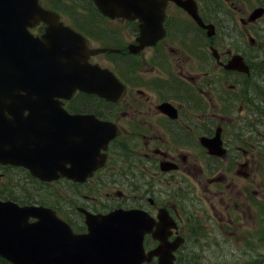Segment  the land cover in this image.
I'll return each mask as SVG.
<instances>
[{
	"label": "flooded vegetation",
	"instance_id": "af4514ba",
	"mask_svg": "<svg viewBox=\"0 0 264 264\" xmlns=\"http://www.w3.org/2000/svg\"><path fill=\"white\" fill-rule=\"evenodd\" d=\"M44 1L46 8L59 14L61 23L85 37L88 61L112 71L121 89L116 100L75 91L62 105L71 113L108 121L109 133H116L105 146L96 142L94 149L92 136L98 125L91 116H83L72 123L71 142L73 151L82 153L74 157L77 166L96 164L89 173L82 179L58 176L45 181L22 167L0 164V192L7 191L15 179L53 186L70 210L51 201L45 204L74 222L77 232L86 230L84 211L140 210L150 224L143 237L145 250L159 243L152 232L161 228L168 241L181 238L173 264H192L183 254L188 246L201 238L204 244L212 239L216 244L224 233L231 243L244 242L250 248L251 262L244 264H264V252L258 251L264 249V164L255 162L260 150L255 138L261 132L254 126L255 121H264V101H254L251 83L255 64H264V33H250V24L259 18L251 21L249 13L238 14L248 0H194L203 23L212 28L200 26L185 9L169 1L164 35L140 48L136 19L98 12L99 18L88 13L79 18L80 5L76 15L69 8L62 13L64 9L54 0ZM254 5L264 3L254 0ZM237 15L245 37L231 28ZM48 28L38 21L29 30L49 47L48 71L52 72L57 70L54 43L43 36L57 31ZM208 29L212 30L209 35ZM97 48L104 51L95 52ZM233 53L242 55L250 73L223 66ZM218 131L223 155L208 153L202 141ZM12 168L22 173L10 176ZM256 170L262 183L259 189L255 188ZM12 199L44 200L37 194ZM147 262H157V257Z\"/></svg>",
	"mask_w": 264,
	"mask_h": 264
},
{
	"label": "water",
	"instance_id": "95a60500",
	"mask_svg": "<svg viewBox=\"0 0 264 264\" xmlns=\"http://www.w3.org/2000/svg\"><path fill=\"white\" fill-rule=\"evenodd\" d=\"M173 1L202 24L192 0ZM93 2L109 17L124 16L140 21L138 48L162 36L161 22L168 0ZM263 11L264 8H255L251 18ZM55 18L56 15L42 8L38 0H0V162L25 166L33 175L43 179L55 177L58 171L74 178L75 171L69 145L72 115L62 113L68 117L62 119V127L54 134L45 128L49 121L47 115L50 114L46 108L51 105L54 95L69 96L80 87L111 97L107 83L112 78L116 80L106 69L81 62L85 60V39L74 32L69 38L74 45V66L57 74V83L63 91L57 92L46 84V78L39 69L45 48L40 46L41 42L29 33L27 27L40 19L51 22ZM55 26L58 25L52 24V27ZM64 32L59 38V43L63 45L66 38ZM59 50L65 54L67 47L62 46ZM226 66L247 71L239 56H233ZM113 92L119 93V89ZM101 132L107 134L104 129ZM95 139L103 141L101 133H96ZM207 146L215 150L214 153H219L216 145L208 143ZM63 162L70 163V166H63ZM29 217L37 219L29 222ZM86 223L88 231L76 235L49 209L18 206L0 200V255L15 264H141L143 259L153 255L158 256L157 264L172 263V250L177 242H161L145 255L142 236L148 228L135 210L88 215Z\"/></svg>",
	"mask_w": 264,
	"mask_h": 264
},
{
	"label": "rangeland",
	"instance_id": "374dc122",
	"mask_svg": "<svg viewBox=\"0 0 264 264\" xmlns=\"http://www.w3.org/2000/svg\"><path fill=\"white\" fill-rule=\"evenodd\" d=\"M261 3H264V0H259ZM88 0H61L57 1V3H60L61 7H63L64 10L68 11L69 9H74V7H80L82 8V14L78 15L77 12L74 11L76 15L79 16V18L84 17V14H89L90 10L88 9ZM250 3V4H249ZM246 6H243L241 9H244V11L238 12V14L244 15L246 13H249L255 6L254 0H248ZM93 18H95L93 15H91ZM238 15L236 16V22H234V25H232V29H235L240 35L241 29L244 30V27L242 24L238 22ZM64 18H66L64 16ZM262 29L261 33H264V14L259 17V19L250 24V29L253 31L250 32L257 36V34H260V30ZM220 34H222L220 32ZM231 34V33H230ZM245 37V34H242ZM224 37V36H223ZM261 40L262 37H259ZM260 43V42H259ZM240 47L245 48V44L241 45ZM250 52H253V48H250ZM254 52H257V48H254ZM262 56V53L260 54ZM252 79L251 83L254 84L255 87V98L256 99H262L264 101V90L259 89V83L264 84V64L258 63L255 64L252 72ZM256 124V123H255ZM257 130L261 132V134H257L255 138L256 144L259 146V152L255 153V162L256 163H262L264 164V122H259L256 126ZM15 168H12V171H10L9 175L14 176V172L16 174L18 172H21V170H14ZM258 170H256V176H255V188L259 189V186H261L260 177L257 173ZM1 172V170H0ZM259 173H261V166L259 167ZM4 173V170H3ZM3 176L2 180H6ZM11 181H13L12 177H10ZM10 188L13 187V193H15L17 196H24L26 194H37L41 199H44L46 202L51 201L56 204H60L63 206H68V203H65V201L61 200L59 194H56L52 191V187H41L38 183H35L30 180L22 179V180H14V185L11 184L9 186ZM59 188V187H58ZM60 189V188H59ZM13 193H10L11 195H15ZM264 202V201H261ZM70 210V206H68ZM68 210L69 215L71 212ZM74 218L73 214L71 216ZM227 235L224 233L219 236L217 243L212 244L213 241L210 240L209 243L204 244L203 238L199 241L196 245H190L188 248L184 251L183 254H185V257L187 256V262H190L192 264H207V262H215V264H244L245 262H251V256H250V248H247V245L244 242H233L231 243L229 240H226ZM260 253L264 252V249L258 250ZM263 262V261H261Z\"/></svg>",
	"mask_w": 264,
	"mask_h": 264
},
{
	"label": "bare ground",
	"instance_id": "6f19581e",
	"mask_svg": "<svg viewBox=\"0 0 264 264\" xmlns=\"http://www.w3.org/2000/svg\"><path fill=\"white\" fill-rule=\"evenodd\" d=\"M261 121H262V122H264L263 120H260V121H255V123H256V124L254 123V126H255V128H256L257 124H258L259 122H261ZM246 126H247V125H246V124H244V127H246ZM256 129H257V128H256ZM50 145H53V144H50Z\"/></svg>",
	"mask_w": 264,
	"mask_h": 264
},
{
	"label": "trees",
	"instance_id": "16d2710c",
	"mask_svg": "<svg viewBox=\"0 0 264 264\" xmlns=\"http://www.w3.org/2000/svg\"><path fill=\"white\" fill-rule=\"evenodd\" d=\"M8 195V194H6ZM0 264H9L8 262H6L3 258H0Z\"/></svg>",
	"mask_w": 264,
	"mask_h": 264
}]
</instances>
